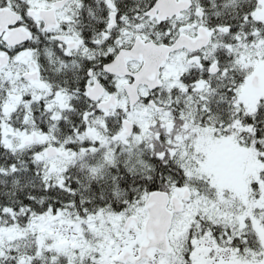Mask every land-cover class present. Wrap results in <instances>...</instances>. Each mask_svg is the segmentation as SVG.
Returning a JSON list of instances; mask_svg holds the SVG:
<instances>
[{
    "label": "snow or ice",
    "instance_id": "6c2138e0",
    "mask_svg": "<svg viewBox=\"0 0 264 264\" xmlns=\"http://www.w3.org/2000/svg\"><path fill=\"white\" fill-rule=\"evenodd\" d=\"M0 264H264V0H0Z\"/></svg>",
    "mask_w": 264,
    "mask_h": 264
}]
</instances>
